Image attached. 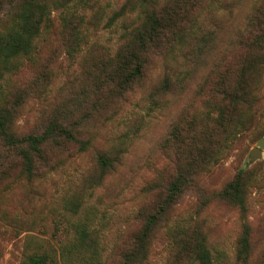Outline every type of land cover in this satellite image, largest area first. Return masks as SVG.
Returning <instances> with one entry per match:
<instances>
[{"label":"trees","instance_id":"1","mask_svg":"<svg viewBox=\"0 0 264 264\" xmlns=\"http://www.w3.org/2000/svg\"><path fill=\"white\" fill-rule=\"evenodd\" d=\"M90 1L95 0H0V199L11 184L31 185L92 148L93 133L135 94H178L182 103L153 151L161 167L140 189L131 230L103 254L89 220L78 219L56 250L36 246L21 264H146L161 228L163 264H215L198 218L168 224L188 192L196 195V215L211 203L236 210L241 221L235 260L264 264V245L254 252L245 219L255 184L252 168L238 169L217 187L202 182L237 141L255 142L264 133V0H125L113 14L127 11L134 18L115 50L89 44L74 80L47 111L44 92L55 56H73L86 41L85 25L97 24L94 15L84 19ZM155 66L159 76L153 81ZM34 98L38 119L19 127L16 120ZM95 153L98 184L113 170L118 151ZM82 199L75 191L63 207L74 215Z\"/></svg>","mask_w":264,"mask_h":264},{"label":"rangeland","instance_id":"2","mask_svg":"<svg viewBox=\"0 0 264 264\" xmlns=\"http://www.w3.org/2000/svg\"><path fill=\"white\" fill-rule=\"evenodd\" d=\"M125 0L90 1L91 7L84 12V19L98 18L97 24L89 22L83 28L86 41L79 50L68 56H55L53 75L46 86L44 100L46 110L57 101L59 92L74 80L73 74L80 65L89 44L104 47L111 54L119 42L123 27L130 24L134 13L124 11L114 16ZM55 17L56 12L51 14ZM42 42L39 43V45ZM159 68L153 67L150 79L159 76ZM180 95L162 96L152 99L146 91L135 94L114 118L107 120L93 133V147L75 153L55 166L31 185L17 181L6 190L0 199V264H21L24 254L38 246L47 253L57 249L70 237V223L87 218L89 227L97 234L103 254L107 253L119 238L131 229L133 217L140 199V189L145 181L156 176L161 161L154 150L163 131L181 105ZM263 109L260 114L264 121ZM37 99L29 102L16 120L19 127H27L39 117ZM254 142L237 141L218 163L211 166L202 182L217 187L238 169H251L255 184L247 194L245 219L251 225L254 252L264 245V149L259 155H252ZM118 151V160L113 170L98 184L95 176L98 169L95 162L96 150ZM155 156V157H153ZM256 156V157H255ZM90 175V176H89ZM93 180L85 183V178ZM75 191L83 195L82 204L72 215L63 207L64 201ZM196 195L186 193L168 224H186L189 219L202 222L206 243L215 264H239L235 260V241L240 230V217L236 210L221 204L211 203L196 212ZM166 237L161 228L153 240L146 264H163L166 257ZM50 264V263H48Z\"/></svg>","mask_w":264,"mask_h":264},{"label":"water","instance_id":"3","mask_svg":"<svg viewBox=\"0 0 264 264\" xmlns=\"http://www.w3.org/2000/svg\"><path fill=\"white\" fill-rule=\"evenodd\" d=\"M255 148L252 149V155H259L260 149H264V133L255 142ZM256 157V156H255Z\"/></svg>","mask_w":264,"mask_h":264}]
</instances>
